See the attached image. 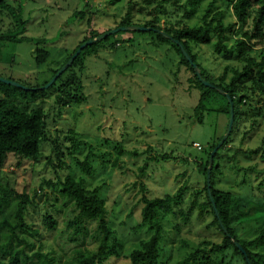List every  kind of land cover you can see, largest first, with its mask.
Returning a JSON list of instances; mask_svg holds the SVG:
<instances>
[{"label":"rangeland","instance_id":"rangeland-1","mask_svg":"<svg viewBox=\"0 0 264 264\" xmlns=\"http://www.w3.org/2000/svg\"><path fill=\"white\" fill-rule=\"evenodd\" d=\"M8 1L15 7L25 4L26 36L48 40L39 45L50 52L48 61L41 65L36 62L35 42L0 39V76L26 86L41 85L52 78L53 69L61 66L89 34L90 15L94 18L92 27L100 30L117 27L129 11L137 23L154 20L162 27L181 19L191 25L203 24L208 10L209 19L215 18L216 22L220 20L227 25L237 21L230 0H203L197 13L187 18L185 8L180 7L186 0H157L152 4L145 0ZM78 11L85 13L84 18L75 15ZM11 17L0 14V34L17 31ZM130 31H118L108 41L109 44L125 39L118 48H103L99 55L87 57L82 103L63 104L57 97V87L48 88L44 97L35 100L21 93L13 96L19 105L44 107L49 123V140L42 145L44 156L40 160L11 155L2 169L6 181L19 192L27 191L35 201L26 213L31 231L21 234L27 243L15 245L29 255L41 250L55 257L53 264H62L76 246L95 249L98 245L94 237L96 223L86 221L79 234L68 225L76 211L73 202L62 192L61 182L67 175L83 177L85 186L90 190L99 188V195L107 202L118 253L106 264L130 263V252L149 236L147 228L140 226L143 195L165 197L175 194L181 185L186 187L182 210L187 213L191 206L195 209L186 219L184 215L166 218L159 264H182L192 251L202 246L204 239L223 241L224 234L216 225L207 227L213 220L210 212L204 221L199 219L200 204L207 197L205 177L197 161L206 159L210 146L225 135L230 115L221 111L223 100L214 93L206 102L207 109L199 115L203 117L201 122L195 112L201 90L190 87L189 80L194 75L180 62L178 51L150 32ZM234 40L229 34L224 38L229 46ZM216 41L214 34L213 44L195 45L194 52L217 81L227 65L242 67L243 64L237 52L217 49ZM253 54L259 56V49ZM252 77L244 81L247 86L253 85ZM246 93L241 91L240 95ZM249 93L251 99L247 98L240 107L242 114L234 124L236 130L230 143L220 150L222 157L217 163L222 172L217 173L216 185L231 191L239 201L238 208L253 215L264 207V92ZM71 129L76 132L74 138L84 142L73 153L68 149L72 147L68 138ZM90 146L97 156L92 157L94 169L88 174L76 159L85 160ZM121 146L125 153L119 156ZM46 213L56 218L55 229L46 225ZM235 226L243 241L255 238L258 233L255 225ZM251 250L264 254V246H253ZM3 257L0 252V259ZM232 259L231 250L219 264H243L241 256Z\"/></svg>","mask_w":264,"mask_h":264},{"label":"trees","instance_id":"trees-1","mask_svg":"<svg viewBox=\"0 0 264 264\" xmlns=\"http://www.w3.org/2000/svg\"><path fill=\"white\" fill-rule=\"evenodd\" d=\"M145 1L148 4H152L157 0ZM178 1L179 0H177V2ZM230 1L237 21L227 25L220 20L216 22L215 18L209 19L210 10L205 14L203 24L191 25L187 21L181 19L168 27H162L154 20L137 23L132 19L131 11H129L117 27L130 25L150 26L164 30L174 39L180 40L192 56L194 62L201 68L202 75L233 97L236 123L239 120L240 114H242L240 107L243 104L245 105L247 98L251 99L249 92L256 90L264 92V0ZM202 2L203 0H186L184 3L180 4V7L185 8L184 17L187 18L195 15ZM174 4H176V2ZM160 6L164 8V5ZM2 13L7 14V16H12L13 22L11 23L13 27L17 26V31H6L0 34V39L14 42H35L38 48L36 62L41 65L45 64L50 57V52L45 48H40L39 45L48 40L29 37L24 34L28 21L24 18L23 3L19 4V7H15L8 0H0V14ZM75 15L84 18L85 13L83 11H78ZM93 20V15H90L88 19L89 34H86L82 41L62 61L63 63L61 66L53 69L52 78L70 60L83 43L112 29H94L92 27ZM133 31L143 32L145 34L150 32L155 35V38L167 42L178 51L181 57L180 62L189 67L193 72L194 76L189 80L190 87H196L201 90V97L195 108V112L198 114V117H200L199 120L201 122L203 121V117L199 115L202 111L207 109L206 102L214 93L219 94L223 100L221 111L230 115L231 104L227 95L221 93L215 87L205 85L199 79L195 68L188 61L181 47L175 40L155 30H131L130 32ZM118 33L85 47L71 66L49 87V89L57 87L59 91L57 97L63 104L69 105L70 102L80 104L85 100L83 78L85 74L84 70H86V59L89 56L99 55L103 48H118V45H121L125 39H117L115 42L108 44L111 37L116 36ZM214 34L217 35L215 47L219 50L223 49L225 53H230L231 51L237 52L238 59L243 64L242 67H230L227 65L223 74L218 78L219 81H216L208 74L204 66L198 60V55L194 52L195 45L213 44ZM228 34L235 37L234 43L231 46L224 42V38ZM255 49H259V56L253 54ZM250 77H252L253 85L247 86L244 81ZM51 79L45 81L41 85H27L30 89L14 86L0 80V252L4 255V257L0 259V264H53L55 261L54 256L41 250H38L33 255H29L24 249L15 246L17 242L27 243V240L22 238L21 234L30 230V225L26 219V213L29 205L34 204L35 201L27 191L19 192L15 186L10 181H6L2 175V169L5 168L11 155L17 156L20 159L32 161H38L44 156L42 145L45 141L49 140V123L44 107L37 105L28 108L19 105L17 101L13 99V96L17 93H21L23 96L30 97L32 100L40 96L44 97L48 88L42 89L41 87L46 85ZM245 90L247 93L244 96L240 95V92ZM249 105H252L251 102ZM234 129L235 127L231 135L215 155L211 176L212 195L218 208L220 219L216 214L213 201L208 192L207 172L211 153L222 137H219V139L210 146L207 151L206 159L197 161L199 171L205 177V191L207 197V200L200 204L201 212L199 214V219L204 221L206 213L210 212L213 216V220L207 227L216 225L224 234L223 241L219 243L204 239L201 242L202 246L192 251L182 264H219L220 260L227 257L231 250L233 252V259L235 255L241 256V263L243 262V264H264V254L251 250L253 246H264V207L263 211L260 213L253 215L246 214L242 208H238L239 201L231 191L219 189L216 185L217 173L222 172L220 164L217 163V160L222 157L220 150L226 148L230 143ZM69 133L70 135L68 138L72 142V147L70 146L68 149H70V153H73V151L81 149L84 142L77 141L74 138L76 134L75 130L71 129ZM55 144H57V142H55ZM59 152L63 154L61 150ZM124 153L125 150L121 146L118 149V155L121 156ZM95 156H97V154L94 152L93 146H90L85 160L81 161L79 158L76 160L84 171L91 174L94 169L91 159ZM167 156L168 155H165V158ZM235 157L234 155L233 158ZM61 183L63 194L75 205L76 214L74 218L69 221L68 225L74 227V232L79 234L82 232L81 227L86 221L96 223L97 229L94 237L98 242L95 249L88 248L84 245L76 246L73 254L67 257L62 264H106L107 260L118 253L116 251L118 244L114 237L115 231L110 226L106 200L99 195V188L93 190L88 189L85 186V179L83 177L77 178L73 175H67ZM143 187L145 188V186ZM185 188V185H181L175 194H168L165 197L151 198L146 194L143 195L142 203L144 205L141 212L142 221L140 226L142 228H147L149 236L142 241L140 247L130 252V263L128 264L160 263L163 252L161 242L166 236L164 227L166 218L169 216L181 218V215L183 218L184 215L186 219L195 209V206H191L189 212L185 213L181 208L185 202ZM220 220L227 227L228 232L224 231ZM44 221L50 229L56 228L57 220L51 214L46 213ZM236 224L240 226L247 224L257 226L256 231L258 233L256 237L243 241L236 231ZM236 242L242 245L246 253ZM203 246H205V248H203Z\"/></svg>","mask_w":264,"mask_h":264},{"label":"water","instance_id":"water-1","mask_svg":"<svg viewBox=\"0 0 264 264\" xmlns=\"http://www.w3.org/2000/svg\"><path fill=\"white\" fill-rule=\"evenodd\" d=\"M123 30H155L157 32L162 33L163 35H165L168 38H171L173 40H175V42L181 47V50L183 52V54L186 56V58L188 59V61L193 65V67L195 68L196 74L199 77V79L207 86H211V87H215L217 88L221 93L227 95L228 100L231 104L230 107V120H229V124H228V128L227 131L225 133V135L222 137V139L220 140V142L217 144V146L213 149L211 156H210V162H209V166H208V172H207V185H208V192L211 196V200L213 201V205H214V209L216 211L217 216L219 217V211L218 208L215 204L214 201V197L212 195V186H211V176H212V170H213V165H214V158L215 155L217 153V151L220 149V147L225 143V141L228 139V137L231 135L233 128H234V123H235V106H234V100L233 97L230 96L228 93H226L222 88L217 87L215 84H213L212 82H210L208 79H206L201 72V68L198 66L197 63L194 62L192 56L189 54V52L187 51V49L185 48V46L182 44V42L180 40H176L174 39L170 34L166 33L164 30L158 29V28H154V27H150V26H140V25H130V26H120L117 28H113L109 31L104 32L103 34L92 38L90 40H88L87 42L83 43L80 48L77 50V52L70 58V60L58 71V73L43 87H41L42 89H47L49 88L51 85H53L55 83V81L57 80V78L64 72L66 71L71 64L74 62V60L78 57L79 53L88 45H91L95 42H98L102 39H105L106 37L118 32V31H123ZM0 80L8 83V84H12L14 86H18V87H23V88H29L23 84H21L18 81L12 80V79H8V78H4L0 76ZM30 89V88H29ZM220 219V217H219ZM221 222V226L224 229L225 232H228L227 227L224 225V223L220 220ZM237 245L246 253V251L243 249L242 245L238 242H236Z\"/></svg>","mask_w":264,"mask_h":264},{"label":"built area","instance_id":"built-area-1","mask_svg":"<svg viewBox=\"0 0 264 264\" xmlns=\"http://www.w3.org/2000/svg\"><path fill=\"white\" fill-rule=\"evenodd\" d=\"M196 145H197L199 148H201V144H199V143H196Z\"/></svg>","mask_w":264,"mask_h":264},{"label":"crops","instance_id":"crops-1","mask_svg":"<svg viewBox=\"0 0 264 264\" xmlns=\"http://www.w3.org/2000/svg\"><path fill=\"white\" fill-rule=\"evenodd\" d=\"M25 4H23V6H24ZM30 10H32V9H30Z\"/></svg>","mask_w":264,"mask_h":264}]
</instances>
